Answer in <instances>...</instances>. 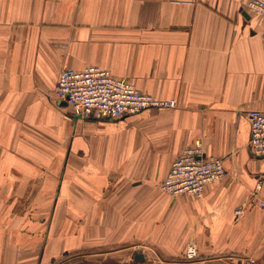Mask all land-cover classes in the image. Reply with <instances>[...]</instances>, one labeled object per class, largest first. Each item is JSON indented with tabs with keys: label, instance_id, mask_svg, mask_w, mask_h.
Returning <instances> with one entry per match:
<instances>
[{
	"label": "crops",
	"instance_id": "crops-1",
	"mask_svg": "<svg viewBox=\"0 0 264 264\" xmlns=\"http://www.w3.org/2000/svg\"><path fill=\"white\" fill-rule=\"evenodd\" d=\"M87 65L175 105L75 118L55 83ZM251 109L264 111V26L246 0H0V264L71 251L84 264H264ZM197 139L225 173L202 197L169 196L159 182Z\"/></svg>",
	"mask_w": 264,
	"mask_h": 264
},
{
	"label": "built area",
	"instance_id": "built-area-1",
	"mask_svg": "<svg viewBox=\"0 0 264 264\" xmlns=\"http://www.w3.org/2000/svg\"><path fill=\"white\" fill-rule=\"evenodd\" d=\"M251 20L264 26V0H246ZM59 101L65 102L72 115L78 119L118 120L151 108H168L174 99L158 98L141 92L130 80L113 75L97 65L82 69L63 68L57 76L54 89ZM249 122L248 146L254 156L264 155V111L251 109L245 112ZM225 173L223 160L205 153L200 139L186 146L172 161L159 188L169 196L180 194L202 197L207 184L220 180ZM257 182L252 195L261 188ZM264 208V201L258 202ZM241 208L235 210L240 214ZM188 259L197 257L194 244L185 251ZM264 259V249L262 251ZM246 264H256L254 257Z\"/></svg>",
	"mask_w": 264,
	"mask_h": 264
},
{
	"label": "rangeland",
	"instance_id": "rangeland-1",
	"mask_svg": "<svg viewBox=\"0 0 264 264\" xmlns=\"http://www.w3.org/2000/svg\"><path fill=\"white\" fill-rule=\"evenodd\" d=\"M27 194H28L27 195L28 196L27 197V199H28L27 206L25 209H20V211L22 212V210H24V212H25L24 214L29 216L31 213H33V209H34V208L32 209V207L30 206L29 200H33V198H34L33 196L36 193H27ZM37 196H38V193H37ZM42 198H43L44 202L48 201L46 199H58L60 202H64V204H65V201L67 199V193L66 192H59V193L58 192H55V193L44 192V193H42ZM11 210H12V214L18 212V209H15V208L11 209ZM51 210L52 209L48 206V203H47V206L44 203V206L42 208V213L46 219H49V217L51 216ZM59 211H60V214H59L60 216L66 215V208L65 207L59 208ZM6 212H7V210L5 211L4 214H6ZM48 224H49V220H48ZM48 224H46V225H48ZM60 226H63V224H61ZM64 228H65V226H64ZM58 264H84V261H83V257L81 256V253H76V252L71 251L69 253H64V255L59 258Z\"/></svg>",
	"mask_w": 264,
	"mask_h": 264
},
{
	"label": "water",
	"instance_id": "water-1",
	"mask_svg": "<svg viewBox=\"0 0 264 264\" xmlns=\"http://www.w3.org/2000/svg\"><path fill=\"white\" fill-rule=\"evenodd\" d=\"M59 103H60L61 105H64V104H65V102H63V101H60ZM140 258H141V257H140Z\"/></svg>",
	"mask_w": 264,
	"mask_h": 264
}]
</instances>
